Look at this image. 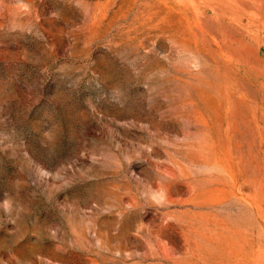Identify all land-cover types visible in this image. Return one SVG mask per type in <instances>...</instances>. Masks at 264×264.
Listing matches in <instances>:
<instances>
[{"label": "rangeland", "instance_id": "1", "mask_svg": "<svg viewBox=\"0 0 264 264\" xmlns=\"http://www.w3.org/2000/svg\"><path fill=\"white\" fill-rule=\"evenodd\" d=\"M0 264H264V0H0Z\"/></svg>", "mask_w": 264, "mask_h": 264}]
</instances>
